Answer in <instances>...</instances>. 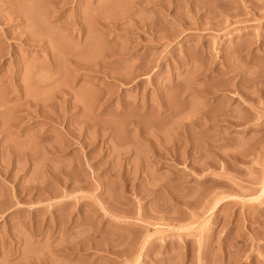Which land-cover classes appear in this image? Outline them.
<instances>
[{"label": "rangeland", "instance_id": "rangeland-1", "mask_svg": "<svg viewBox=\"0 0 264 264\" xmlns=\"http://www.w3.org/2000/svg\"><path fill=\"white\" fill-rule=\"evenodd\" d=\"M263 183L264 0H0V264H264Z\"/></svg>", "mask_w": 264, "mask_h": 264}, {"label": "bare ground", "instance_id": "bare-ground-1", "mask_svg": "<svg viewBox=\"0 0 264 264\" xmlns=\"http://www.w3.org/2000/svg\"><path fill=\"white\" fill-rule=\"evenodd\" d=\"M249 94H251V93H249ZM248 94V95H249ZM252 95V94H251ZM262 194H264V183H263V185H262V191H261V195ZM219 203H217V204H215V206L213 207V209H215L216 207H217V205H218Z\"/></svg>", "mask_w": 264, "mask_h": 264}]
</instances>
